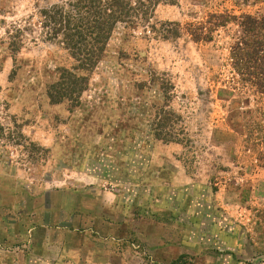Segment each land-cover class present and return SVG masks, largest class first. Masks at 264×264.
Here are the masks:
<instances>
[{
    "label": "rangeland",
    "instance_id": "obj_1",
    "mask_svg": "<svg viewBox=\"0 0 264 264\" xmlns=\"http://www.w3.org/2000/svg\"><path fill=\"white\" fill-rule=\"evenodd\" d=\"M58 1L0 0V264H264V99L238 83L233 24L187 32L264 0H160L181 36H115L73 107L46 93L74 63L37 16ZM161 106L180 142L139 136Z\"/></svg>",
    "mask_w": 264,
    "mask_h": 264
},
{
    "label": "trees",
    "instance_id": "obj_2",
    "mask_svg": "<svg viewBox=\"0 0 264 264\" xmlns=\"http://www.w3.org/2000/svg\"><path fill=\"white\" fill-rule=\"evenodd\" d=\"M160 0H59L38 9L40 27L48 40H54L74 60L71 67H57V79L47 88L51 103L67 101L77 106L89 86V77L105 58L115 36L125 38L129 28L139 26L146 37L170 39L181 36L178 23L172 27L154 22V9ZM234 26L230 43L231 66L238 83L252 89L264 99V14H234L228 10L210 13L205 21L190 23L187 32L195 41H210L220 28ZM8 47L16 53L23 43V28L13 26L6 31ZM152 81L156 73L149 71ZM161 81V91L167 94ZM264 111V106H261ZM179 115L166 107H157L148 129L139 134L144 140L180 142L174 131ZM0 130H5L0 124ZM12 133V132H11ZM20 138L23 133H17Z\"/></svg>",
    "mask_w": 264,
    "mask_h": 264
}]
</instances>
